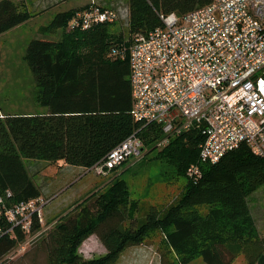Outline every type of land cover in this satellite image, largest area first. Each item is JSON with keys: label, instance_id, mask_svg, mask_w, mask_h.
Returning a JSON list of instances; mask_svg holds the SVG:
<instances>
[{"label": "trees", "instance_id": "16d2710c", "mask_svg": "<svg viewBox=\"0 0 264 264\" xmlns=\"http://www.w3.org/2000/svg\"><path fill=\"white\" fill-rule=\"evenodd\" d=\"M211 2L128 0V41L111 34L107 23L87 29L71 23L91 5L56 13L40 31L61 29L60 39H33L24 55L36 81V100L46 113L0 118V197L9 193L4 201L11 205L41 196L26 171L27 159L84 170L133 133L142 140L143 152L155 149L162 129L131 116L132 38L161 27V16L182 18ZM31 17L22 4L0 0V35ZM203 140L202 127L193 126L159 151L157 157L187 179L169 204L130 200L125 181L112 179L103 194L78 205L23 257L30 264H117L126 249L162 232L167 252L161 253L160 264H189L196 257L205 264H234L239 256L245 264H256L264 256V235L255 227L247 199L264 185V155L242 144L215 164H201V177L194 180L186 171L198 163ZM92 235L106 251L87 259L79 247ZM24 238L19 230L15 237L0 235V264L11 262L2 260Z\"/></svg>", "mask_w": 264, "mask_h": 264}, {"label": "built area", "instance_id": "2783aa9c", "mask_svg": "<svg viewBox=\"0 0 264 264\" xmlns=\"http://www.w3.org/2000/svg\"><path fill=\"white\" fill-rule=\"evenodd\" d=\"M119 15L91 5L71 23L87 29ZM161 19V27L133 36L129 48L133 120L162 129L158 146L202 127L199 161L186 171L194 180L201 164H215L242 144L264 155V0H212L182 18ZM142 153L133 133L84 170L106 176ZM6 197H0V224L8 227L0 225V235L15 237L19 230L25 238L15 251L26 250L48 229L41 228L45 203L36 198L8 205Z\"/></svg>", "mask_w": 264, "mask_h": 264}, {"label": "rangeland", "instance_id": "374dc122", "mask_svg": "<svg viewBox=\"0 0 264 264\" xmlns=\"http://www.w3.org/2000/svg\"><path fill=\"white\" fill-rule=\"evenodd\" d=\"M13 1L22 4L32 17L0 35V118L10 115L46 113V108L36 100L38 91L36 81L24 60V55L29 42L33 39H60L63 32L61 29L50 33L40 31L42 27L50 23L56 13L90 5L113 8L120 15L116 22L109 23V31L111 34L120 35L123 41L129 40L128 0ZM175 137L177 136L171 137L169 142ZM162 138L163 136L155 143V149L144 150L141 157L122 163L106 176L96 175L93 172L86 173L81 168L76 170L77 173L65 176L59 163L24 160L29 177L40 190L39 198L45 203L42 210L44 221L41 228L48 227V229L35 242L42 240L46 233L61 221L62 218L59 216L66 211L70 214L92 195L103 194L106 191V185L115 178L125 181L130 200L165 206L178 197L184 190L187 179L179 175L172 164L157 157L159 151L169 143L165 146H158ZM261 194L264 195V185L248 197L247 202L250 209L259 203ZM52 207H54L53 210L60 209V211L56 213V216L47 219L45 212ZM198 209L205 212L208 207L200 206ZM256 210L259 212V209L254 211ZM16 249L12 250L2 262L13 260L26 251H15ZM105 251L99 239L94 236H90L79 247L80 255L87 259L99 257ZM162 252H167L164 234L154 232L144 243L126 249L117 264H160ZM189 264L205 263L202 258L196 257ZM234 264H245V261L239 258Z\"/></svg>", "mask_w": 264, "mask_h": 264}, {"label": "crops", "instance_id": "0c3cea01", "mask_svg": "<svg viewBox=\"0 0 264 264\" xmlns=\"http://www.w3.org/2000/svg\"><path fill=\"white\" fill-rule=\"evenodd\" d=\"M59 166L61 167V169H63L62 171L64 172V175L65 176H70L71 173H77L76 170H79L80 168H77V167H70V166H67V165H62L59 163ZM81 176V175H80ZM51 202V201H50ZM249 205V204H248ZM54 207H52L50 210H47L45 212V215H46V218L50 219L51 217H53L54 215L56 216L57 212L60 211V209L58 210H53ZM250 209V208H249ZM255 209H259V212L256 210V212L254 211ZM69 212L66 211L63 213V217L64 215L68 214ZM250 213H251V216L253 218V221H254V224H255V227L258 231L259 234L261 235H264V195H259V203L258 204H255L253 206V209L251 208L250 209ZM62 216H59V218H63ZM94 236L95 238H97L95 235H92ZM95 240V239H94ZM24 252L22 254H20L19 256H17V258L11 260V262L9 264H30L28 262L29 260V257L28 256H24ZM239 258H241L242 260H244L242 258V256H239L237 257L236 260H238ZM235 260V262H236ZM31 262V260H29ZM234 262V263H235ZM256 264H264V256H262L258 262Z\"/></svg>", "mask_w": 264, "mask_h": 264}]
</instances>
